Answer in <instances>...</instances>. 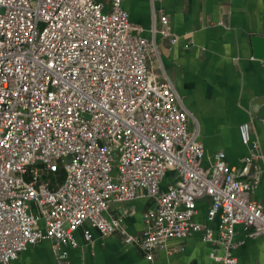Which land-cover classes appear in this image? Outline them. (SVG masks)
Wrapping results in <instances>:
<instances>
[{"label":"built area","instance_id":"1","mask_svg":"<svg viewBox=\"0 0 264 264\" xmlns=\"http://www.w3.org/2000/svg\"><path fill=\"white\" fill-rule=\"evenodd\" d=\"M160 22L150 38L124 0L111 9L99 0H0V264L42 240L68 264L78 229L87 241L93 229L125 233L127 204L140 198L153 205L142 233L125 241L148 260L200 231L222 249L215 260L239 264L237 226L264 239V203L252 198L264 152L251 122L239 125L249 146L242 165L222 150L207 154L174 82L154 69L156 33L177 41L168 15ZM60 167L61 182L47 178Z\"/></svg>","mask_w":264,"mask_h":264},{"label":"crops","instance_id":"2","mask_svg":"<svg viewBox=\"0 0 264 264\" xmlns=\"http://www.w3.org/2000/svg\"><path fill=\"white\" fill-rule=\"evenodd\" d=\"M111 9L112 0H99ZM134 24L144 28L152 38V27L161 26L160 15L166 14L172 36L156 33L161 58L153 61L160 78L167 75L175 84L183 104L194 115L191 130H199L208 155L224 151L232 165H242L249 156L239 125L251 122V139L264 152V106L255 116V100L264 97V52L256 56L252 44L255 35L264 36V0H124ZM253 171L252 198L264 203V162L256 160ZM173 172H170V180ZM61 182V180L59 179ZM153 205L149 198L127 204L133 210L124 219L125 233L117 231L104 237L92 230L87 241L83 229L75 233L79 247L69 248L68 264H220L212 253H222L216 245L204 241L200 231L183 239L169 241L171 250H158L153 260L143 250L126 243V234L140 235L144 214ZM209 199L198 203V222H206ZM120 206L113 204L110 213L119 215ZM217 226V224H215ZM234 250L239 264H264V239L247 237L240 225ZM11 264H67L54 254L51 241L29 245Z\"/></svg>","mask_w":264,"mask_h":264},{"label":"water","instance_id":"3","mask_svg":"<svg viewBox=\"0 0 264 264\" xmlns=\"http://www.w3.org/2000/svg\"><path fill=\"white\" fill-rule=\"evenodd\" d=\"M252 44L253 47L255 49V54L256 56H262L263 52H264V36H260V35H255L252 38ZM255 108L257 110H254L253 113L255 116H261V111H258V108L260 106H264V97H261L259 99L255 100Z\"/></svg>","mask_w":264,"mask_h":264},{"label":"rangeland","instance_id":"4","mask_svg":"<svg viewBox=\"0 0 264 264\" xmlns=\"http://www.w3.org/2000/svg\"><path fill=\"white\" fill-rule=\"evenodd\" d=\"M59 178L61 181L64 179L65 177V172H64V169L63 167H60L59 171H57L56 173H49L47 175V178H51V179H55V178Z\"/></svg>","mask_w":264,"mask_h":264}]
</instances>
